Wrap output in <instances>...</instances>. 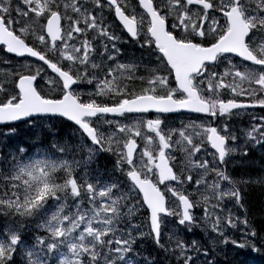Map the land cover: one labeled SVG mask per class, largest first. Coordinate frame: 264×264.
I'll list each match as a JSON object with an SVG mask.
<instances>
[{"label": "snow or ice", "instance_id": "snow-or-ice-1", "mask_svg": "<svg viewBox=\"0 0 264 264\" xmlns=\"http://www.w3.org/2000/svg\"><path fill=\"white\" fill-rule=\"evenodd\" d=\"M105 6L139 57L120 59L126 41ZM0 51L36 58L0 60V264H138L145 238L177 264H218L196 240L177 235L166 248L169 217L189 231L203 224L213 253L264 251V228L226 207L243 208L242 186H264V176L221 167L238 151L229 121L264 108V0H0ZM57 118L64 135L47 123ZM259 120L244 130V156L249 143L264 146ZM17 122L34 135L9 143ZM102 153L111 169L97 163ZM240 223L238 242L228 229Z\"/></svg>", "mask_w": 264, "mask_h": 264}, {"label": "trees", "instance_id": "trees-1", "mask_svg": "<svg viewBox=\"0 0 264 264\" xmlns=\"http://www.w3.org/2000/svg\"><path fill=\"white\" fill-rule=\"evenodd\" d=\"M258 172L255 173L253 168L250 166L247 169H242V167L234 171L231 176L235 178H243L248 179L249 177L256 178L264 176V162L261 160L256 161ZM242 193H243V208L239 206V209L241 213L244 215L247 214L248 220L250 218H254L255 222L257 223L255 229L259 233L262 228H264V186L255 185L247 186L245 189L244 186H242ZM5 217L0 216V223L3 222ZM208 236V232L204 231V234L202 237L198 240V243L201 244L204 239H206ZM173 248V247H172ZM157 264H177V261L175 259V255L167 252V255L160 258L159 262Z\"/></svg>", "mask_w": 264, "mask_h": 264}, {"label": "rangeland", "instance_id": "rangeland-1", "mask_svg": "<svg viewBox=\"0 0 264 264\" xmlns=\"http://www.w3.org/2000/svg\"><path fill=\"white\" fill-rule=\"evenodd\" d=\"M112 30L115 32L116 35H119L121 37L122 41H126V43L122 42L120 43L118 46L123 50V52L125 53V56L121 57L120 59H124L125 57L129 56L130 52L132 50H134L132 43L129 41V39L122 34L118 29H116L115 27L112 28ZM1 59H3L2 57H0ZM250 167H255L257 168V164L254 161L253 164ZM248 167H242V169H247ZM211 179V177H210ZM232 212L234 213L235 216L239 217L240 220H243V217L239 214L236 206L232 207ZM244 225L242 223L237 225L236 229H228V234H233V235H238L241 234L244 231ZM210 235L212 234L210 231H207ZM214 235V234H213ZM212 236V235H211ZM205 248H210L209 245H205ZM178 254V253H177ZM192 254V253H190ZM202 257V256H201Z\"/></svg>", "mask_w": 264, "mask_h": 264}, {"label": "bare ground", "instance_id": "bare-ground-1", "mask_svg": "<svg viewBox=\"0 0 264 264\" xmlns=\"http://www.w3.org/2000/svg\"><path fill=\"white\" fill-rule=\"evenodd\" d=\"M133 52H134V50H132V51L130 52L129 55H131ZM0 57H2L3 59H7V58H8V56H5L4 53H3L2 51H0ZM242 123L246 125V124H248V120L243 119V120H242ZM255 162H256V161H255ZM93 167H95V165H93ZM238 167H239V169L241 168L238 164L235 165L232 169H230V170L228 171V173H229L230 175H232V173H233L234 171H236V170L238 169ZM251 168H253V170H254L255 173L258 172V167H257V168H255V167H251ZM236 208H237L239 214H240V215L243 217V219H244V215L241 213V211H240V209H239V206H236ZM211 235H212V236H211ZM211 235L208 233L207 238L204 239V241L201 243V245H202L204 248H205V245H209V239L213 237V234H211ZM173 248H174V247H173ZM200 259H201V257H200Z\"/></svg>", "mask_w": 264, "mask_h": 264}]
</instances>
